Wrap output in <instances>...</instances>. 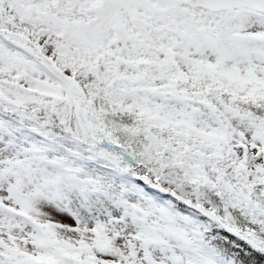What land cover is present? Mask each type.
I'll return each instance as SVG.
<instances>
[{
    "label": "snow or ice",
    "instance_id": "obj_1",
    "mask_svg": "<svg viewBox=\"0 0 264 264\" xmlns=\"http://www.w3.org/2000/svg\"><path fill=\"white\" fill-rule=\"evenodd\" d=\"M0 264H264V0H0Z\"/></svg>",
    "mask_w": 264,
    "mask_h": 264
}]
</instances>
